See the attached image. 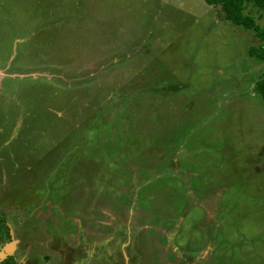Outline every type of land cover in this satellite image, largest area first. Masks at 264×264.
Segmentation results:
<instances>
[{
  "label": "rangeland",
  "instance_id": "obj_1",
  "mask_svg": "<svg viewBox=\"0 0 264 264\" xmlns=\"http://www.w3.org/2000/svg\"><path fill=\"white\" fill-rule=\"evenodd\" d=\"M260 43L205 0H0V207L139 264H264Z\"/></svg>",
  "mask_w": 264,
  "mask_h": 264
},
{
  "label": "flooded vegetation",
  "instance_id": "obj_2",
  "mask_svg": "<svg viewBox=\"0 0 264 264\" xmlns=\"http://www.w3.org/2000/svg\"><path fill=\"white\" fill-rule=\"evenodd\" d=\"M6 210L0 207V264H139L134 240L123 232L90 239L81 223L68 233L39 215L30 224L17 223Z\"/></svg>",
  "mask_w": 264,
  "mask_h": 264
},
{
  "label": "trees",
  "instance_id": "obj_3",
  "mask_svg": "<svg viewBox=\"0 0 264 264\" xmlns=\"http://www.w3.org/2000/svg\"><path fill=\"white\" fill-rule=\"evenodd\" d=\"M210 5H219L223 18L232 24L243 26L245 29H252L261 41L258 46L252 45L248 53L257 60L264 61V26H260L252 15L244 12L246 4L253 3L264 15V0H205ZM260 13V14H261ZM253 89L264 100V72L258 77Z\"/></svg>",
  "mask_w": 264,
  "mask_h": 264
},
{
  "label": "water",
  "instance_id": "obj_4",
  "mask_svg": "<svg viewBox=\"0 0 264 264\" xmlns=\"http://www.w3.org/2000/svg\"><path fill=\"white\" fill-rule=\"evenodd\" d=\"M1 256H3V253H1Z\"/></svg>",
  "mask_w": 264,
  "mask_h": 264
}]
</instances>
